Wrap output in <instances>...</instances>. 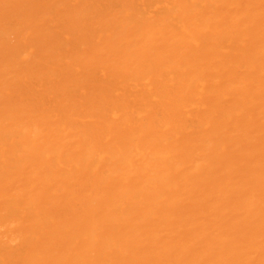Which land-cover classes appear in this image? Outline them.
Wrapping results in <instances>:
<instances>
[{
	"label": "bare ground",
	"instance_id": "obj_1",
	"mask_svg": "<svg viewBox=\"0 0 264 264\" xmlns=\"http://www.w3.org/2000/svg\"><path fill=\"white\" fill-rule=\"evenodd\" d=\"M0 264H264V0H0Z\"/></svg>",
	"mask_w": 264,
	"mask_h": 264
}]
</instances>
